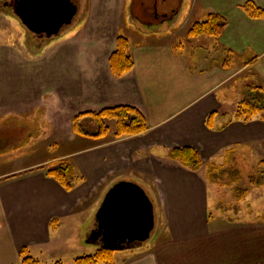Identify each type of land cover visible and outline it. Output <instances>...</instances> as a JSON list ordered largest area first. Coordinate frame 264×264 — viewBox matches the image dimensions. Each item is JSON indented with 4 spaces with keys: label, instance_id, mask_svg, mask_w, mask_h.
I'll return each mask as SVG.
<instances>
[{
    "label": "crops",
    "instance_id": "0c3cea01",
    "mask_svg": "<svg viewBox=\"0 0 264 264\" xmlns=\"http://www.w3.org/2000/svg\"><path fill=\"white\" fill-rule=\"evenodd\" d=\"M240 1L243 0H161L160 6L169 5V11L162 9L154 23H149L148 30L128 27L124 13L114 16L117 28L113 33L120 35L117 29L122 25L126 29L124 36L137 40L130 44L133 68L122 77H110L109 72V85L101 90L96 86L90 93V101L97 110L118 105L138 108L148 122L144 133L116 139L114 126L111 129L108 126L110 131L103 145L94 143L100 138L90 136L93 144L87 156L52 155L50 142L46 152H36L43 148L38 144L43 145L50 136L36 139L29 136L22 141L24 135L12 133L29 134L35 127L16 120L8 121L7 125L1 123L0 264H22V249L38 264L62 258V250L73 254L74 262L78 257L75 250L78 241L71 234L78 215L84 212L82 202L101 182L106 188L119 180L141 181L148 194L152 189L140 175L151 176L154 194L161 202L159 219L164 226L158 239L144 251L132 256L123 251L131 253L132 249L141 248L115 251L113 261L117 257V264H264V215L243 220L212 216L211 209L218 204L212 205L205 177L206 162L217 163L223 151L243 143L249 132L243 129L248 128L246 125L230 122L221 115L227 98L223 93L234 77V70L228 72V67L234 66L235 61L240 63L237 66L240 70L255 69L251 75H256L258 84L264 86V20L251 19L240 9H234ZM254 2L264 8V0ZM212 12L227 18L223 33L217 39L188 38V50L184 51L178 44L183 38L178 37L184 36L192 23L204 20ZM249 61L252 63L246 64ZM43 65L42 74L47 76L48 71H44L47 64ZM51 65L52 69H65L63 62ZM35 99V94L12 95L4 105L0 103V121L8 114L17 118L29 116L31 112L21 108V104ZM214 111L215 124L208 127L206 118ZM51 115L50 110L42 115L46 118L40 123L42 132L49 133L47 126L59 121L52 123ZM77 140L72 137L70 141ZM21 142L28 143L25 148L30 152L6 158L5 151L20 146ZM183 146L196 149L202 160H207L205 166L193 172L168 158L169 150ZM68 155L73 157L74 170L86 179L70 191L45 172L48 166ZM103 195L104 192L101 200ZM99 203L94 208L88 207V212L92 208L94 214ZM90 226L93 228L94 224Z\"/></svg>",
    "mask_w": 264,
    "mask_h": 264
},
{
    "label": "rangeland",
    "instance_id": "374dc122",
    "mask_svg": "<svg viewBox=\"0 0 264 264\" xmlns=\"http://www.w3.org/2000/svg\"><path fill=\"white\" fill-rule=\"evenodd\" d=\"M160 1L76 0L77 9L71 22L63 26L56 36L49 39L45 36L32 35L14 17L11 7V4L14 3L13 0H0V103L4 105L7 100L11 99L12 95L21 97L26 94L30 96L35 94L37 96V99L27 100L21 104V108L31 112L29 116L17 118L16 116L12 117V114H8L7 117L0 121V128L3 127L2 125L5 122H7V125L8 121L16 120L21 122V125L35 127L34 131L29 134L18 130L17 133H12L13 135H18V137L24 135L21 139L22 141L29 136L30 139H36L39 136L40 138H44L47 135L50 136L48 140L43 142V145L38 144V147L42 146L43 148L36 152H41V154L46 152L47 143L50 142V153L52 155L70 153L72 156H87L90 151V145L93 144L90 136L94 135V126L87 117L80 118L79 124L85 130V133L83 135L77 134L73 131V118L84 112L97 111V108L90 101V93L94 91L93 89L96 86L101 90L103 89L102 86L109 85V74L111 72L108 67V55L115 49L117 38L116 33H113L115 32L114 29L117 28L113 23L114 16L124 13L128 27L130 26L134 30L144 28L148 30L149 23H154L155 18L160 16L161 11H164L162 9H168L167 11H169L170 6H160ZM246 1L248 0L240 1L234 5V9H240L243 12L241 6ZM250 1L254 2V0ZM166 13L163 12V14ZM181 13L184 14L185 11L182 10ZM179 22H181V16ZM121 26L117 29V32L119 31L120 35H124L126 29ZM185 36L186 33L178 38H183L182 41L185 42ZM129 39L131 45L137 41L133 36H130ZM138 43H141L140 40ZM187 46V43H184L182 47L184 51L188 50ZM182 48L177 47V49ZM53 62H63L65 69H52L51 64ZM247 63L250 64L252 61ZM43 64H47V69H44V71H48L47 76L42 74ZM237 66H240V63L234 61V66L230 65L228 67V72L234 70V77L231 79V85H228V89L223 93L227 95V98L226 108L222 107L221 115L228 121L236 114L241 101L247 98H254L250 94L253 90L251 86L264 90V86L258 84L257 76L254 75L255 77H253L251 75L252 72H255V69L240 70ZM96 74L99 79L95 76ZM112 76L110 74V77ZM49 79L50 81H48ZM75 93L78 100H75ZM5 107L9 108V106ZM48 110L52 112L50 117V120L53 121L52 123L59 120L57 123L47 126L49 133L42 132L44 128L40 124L46 120L42 115H45ZM212 113H214L213 116L217 115L215 111ZM207 119L208 117L206 121ZM106 121L110 129L113 126L115 127L114 120ZM233 121L234 123L243 124L242 126L246 125L248 128L244 127L243 129H248L249 132L243 137L245 143L228 147V149H224L225 151L222 150L224 155L222 154L221 159H217L215 164L228 170L227 173L219 175L222 178L221 182L213 184L208 182L210 185L208 192L210 193V198H212V205L214 206L215 202L218 204L217 208L211 209L212 216L219 215L234 220H243L254 218L256 214L264 215V185L260 187L256 185V183H261L264 180L261 177V172L264 170V120L261 114H257L246 121H236L233 118L230 122ZM214 122L213 117L211 125L215 124ZM1 123L3 124L1 125ZM228 124L227 122L226 125ZM7 134L10 135L9 133ZM87 135L90 136L88 137ZM72 137L78 139L79 142L78 140L71 142ZM106 139V136L100 137L94 143L98 142L99 145H103L101 143H105ZM27 144L26 142H21L20 146L6 150L5 157L14 158L26 155L30 152V150L25 148ZM36 152L35 154H37ZM72 159L73 157L68 155L65 159L63 157L58 162L66 161L72 165ZM74 160L77 159L74 158ZM205 161L207 160H202L201 158L202 166H205ZM207 163L206 167L209 165ZM75 174L78 178L75 182L78 185L85 182L84 174L82 175L79 171H75ZM140 177L149 185L150 190L152 189L151 192H148V196L150 194L149 198L153 203L155 222L149 239L140 245L141 247L138 246L141 249H132L134 251H131V253H127L130 250H124L123 252L127 256H132L147 249L145 247L153 244L158 239V234L164 226L159 219L162 210L161 202L159 197L154 194L153 189L155 187H153L151 176L140 175ZM135 183H140L139 185L144 190L146 189L141 181ZM105 185L104 182L99 183L92 194L80 206L81 208L83 207L84 212H82V215H78L79 220L75 223L76 229L71 234L73 238H76L75 241H78V248H75L76 252H78V257L94 254L99 247V245L87 241V234L92 231V229L89 230L91 228L90 224H94V216L98 208L94 214H92V208L89 209V212L87 209L88 207L94 208L96 203L100 202L102 192L105 194L109 189L108 186L104 188ZM238 190H249V193L239 201L236 199ZM162 216L164 219V212H162ZM82 219L88 221L87 224H84ZM77 235L78 238L76 237ZM61 253L62 258H54L53 262L48 261L45 264H75L72 260L73 254L64 253V250ZM46 259L49 260V257H46ZM58 259L61 260L57 261ZM114 261L117 264V257H115Z\"/></svg>",
    "mask_w": 264,
    "mask_h": 264
},
{
    "label": "trees",
    "instance_id": "16d2710c",
    "mask_svg": "<svg viewBox=\"0 0 264 264\" xmlns=\"http://www.w3.org/2000/svg\"><path fill=\"white\" fill-rule=\"evenodd\" d=\"M241 9L251 19L264 20V8L257 6L254 2L248 0ZM227 19L217 13H209L202 21L192 23L186 31L185 42L181 39L178 44L181 46L187 43V39L198 36H209L218 38L226 28ZM180 46V47H181ZM108 67L111 74L115 77H122L133 68V60L130 55V42L124 35H119L116 38L115 49L109 55ZM253 99H245L240 102L239 109L233 118L236 121H246L257 114H261L264 120V90L262 88L253 87ZM214 113L208 116L206 125L212 127ZM87 117L93 124L94 136L100 138L105 137L109 133V127L106 120H114V134L117 138L136 136L144 133L148 129V124L145 115L136 107L131 105H118L113 107H105L97 111L84 112L73 118V131L83 135L85 130L79 124V119ZM230 119L229 121H231ZM229 123V122H228ZM223 128V127H222ZM90 136V135H87ZM168 157L179 163L182 167L196 172L202 167V162L199 152L189 146L175 147L168 152ZM225 165V164H224ZM223 165V166H224ZM264 165V164H263ZM214 163H210L206 168V179L210 183L221 182L220 174L227 173V168H221ZM46 175L57 181L62 188L67 191L73 189L75 181L78 180L74 168L66 161L58 162L46 168ZM261 177L264 179V170L261 172ZM81 180V178H80ZM252 181V179H251ZM253 183V182H252ZM258 187L264 185V180L261 183H256ZM249 193V190H238L236 194L237 200H242ZM264 221V216L262 217ZM55 228V226H54ZM114 249L109 247L99 246L94 254L77 257L74 260L75 264H114L113 253ZM22 264H38V261L29 256L25 249L20 251Z\"/></svg>",
    "mask_w": 264,
    "mask_h": 264
},
{
    "label": "water",
    "instance_id": "95a60500",
    "mask_svg": "<svg viewBox=\"0 0 264 264\" xmlns=\"http://www.w3.org/2000/svg\"><path fill=\"white\" fill-rule=\"evenodd\" d=\"M76 0H16L13 12L32 34L54 37L69 24ZM154 228L153 204L135 182L119 180L104 194L87 241L114 250L130 249L145 242Z\"/></svg>",
    "mask_w": 264,
    "mask_h": 264
},
{
    "label": "flooded vegetation",
    "instance_id": "af4514ba",
    "mask_svg": "<svg viewBox=\"0 0 264 264\" xmlns=\"http://www.w3.org/2000/svg\"><path fill=\"white\" fill-rule=\"evenodd\" d=\"M13 2H14V3H12V4H11V6H12V7L14 6V4H15L16 0H13Z\"/></svg>",
    "mask_w": 264,
    "mask_h": 264
}]
</instances>
